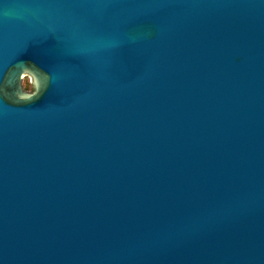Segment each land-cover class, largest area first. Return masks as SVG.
Returning a JSON list of instances; mask_svg holds the SVG:
<instances>
[{
  "label": "water",
  "instance_id": "water-1",
  "mask_svg": "<svg viewBox=\"0 0 264 264\" xmlns=\"http://www.w3.org/2000/svg\"><path fill=\"white\" fill-rule=\"evenodd\" d=\"M0 264H264V0H0Z\"/></svg>",
  "mask_w": 264,
  "mask_h": 264
},
{
  "label": "rangeland",
  "instance_id": "rangeland-1",
  "mask_svg": "<svg viewBox=\"0 0 264 264\" xmlns=\"http://www.w3.org/2000/svg\"><path fill=\"white\" fill-rule=\"evenodd\" d=\"M23 86H24L25 89H27L29 91H32L34 89V86H33V83L31 81V77L30 76H27V77L24 78Z\"/></svg>",
  "mask_w": 264,
  "mask_h": 264
}]
</instances>
